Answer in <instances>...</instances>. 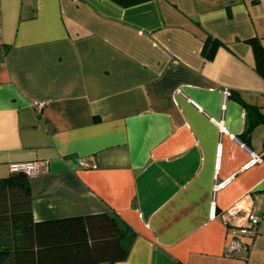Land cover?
I'll list each match as a JSON object with an SVG mask.
<instances>
[{
    "label": "crops",
    "instance_id": "1",
    "mask_svg": "<svg viewBox=\"0 0 264 264\" xmlns=\"http://www.w3.org/2000/svg\"><path fill=\"white\" fill-rule=\"evenodd\" d=\"M1 7L0 178L11 162L48 163L28 175L35 220L117 217L133 241L115 264H264V158L243 169L264 150V77L247 41L264 47V0ZM209 37L223 42L213 59ZM235 205L263 216L253 234ZM235 236L249 250L230 253Z\"/></svg>",
    "mask_w": 264,
    "mask_h": 264
},
{
    "label": "trees",
    "instance_id": "2",
    "mask_svg": "<svg viewBox=\"0 0 264 264\" xmlns=\"http://www.w3.org/2000/svg\"><path fill=\"white\" fill-rule=\"evenodd\" d=\"M112 1L130 7L150 0ZM247 41L256 70L264 77L263 44L258 37ZM222 44L209 37L204 49L207 58L213 59ZM247 107L252 125L261 122L259 108ZM132 241L129 230L110 214L37 221L28 175L0 178V264H115L129 257Z\"/></svg>",
    "mask_w": 264,
    "mask_h": 264
},
{
    "label": "built area",
    "instance_id": "3",
    "mask_svg": "<svg viewBox=\"0 0 264 264\" xmlns=\"http://www.w3.org/2000/svg\"><path fill=\"white\" fill-rule=\"evenodd\" d=\"M4 36V27H3V20H2V7H1V0H0V42L3 40ZM36 104L40 107L44 105L43 101H38ZM194 104L200 108V106L194 102ZM222 154V144L218 147L217 152V168L220 165V158ZM264 158V150L260 153L252 152L251 158L243 165V169H247L257 165L258 163L262 162ZM85 166H91L92 163L89 161H84L83 163ZM48 168V163L43 160H30V161H16L10 163V171L13 174L17 173H24L26 175H37L41 173H45ZM233 180L232 176L226 177L224 179H218L215 184V190L223 189L227 187ZM246 198L252 202L253 199L248 195ZM243 210L244 211V222L238 223L237 228L239 232L243 235H251L254 233V228L259 225L263 219V216L259 213L258 210L254 209L253 207H243L242 205H235L230 209V212L235 218L237 217V213ZM217 204L215 201L211 203L210 207V216L211 218H215L217 216ZM250 245L244 243L239 236H235L229 244V252L235 253L238 250H249Z\"/></svg>",
    "mask_w": 264,
    "mask_h": 264
}]
</instances>
